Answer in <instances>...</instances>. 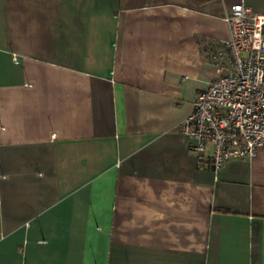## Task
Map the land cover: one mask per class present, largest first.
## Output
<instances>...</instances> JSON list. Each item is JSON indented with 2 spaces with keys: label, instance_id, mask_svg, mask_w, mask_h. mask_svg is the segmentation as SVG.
I'll return each instance as SVG.
<instances>
[{
  "label": "crops",
  "instance_id": "0c3cea01",
  "mask_svg": "<svg viewBox=\"0 0 264 264\" xmlns=\"http://www.w3.org/2000/svg\"><path fill=\"white\" fill-rule=\"evenodd\" d=\"M239 1L0 0V264H264V147L178 129Z\"/></svg>",
  "mask_w": 264,
  "mask_h": 264
},
{
  "label": "built area",
  "instance_id": "2783aa9c",
  "mask_svg": "<svg viewBox=\"0 0 264 264\" xmlns=\"http://www.w3.org/2000/svg\"><path fill=\"white\" fill-rule=\"evenodd\" d=\"M225 20L229 39L205 50L218 74L178 125L193 139L199 164L209 162L215 171L264 147V11L241 0L230 6Z\"/></svg>",
  "mask_w": 264,
  "mask_h": 264
}]
</instances>
